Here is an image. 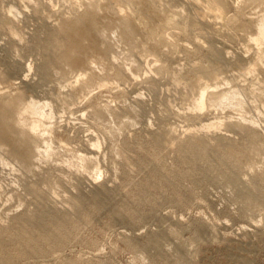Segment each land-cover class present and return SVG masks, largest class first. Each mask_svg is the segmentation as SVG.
<instances>
[{
  "label": "rangeland",
  "instance_id": "374dc122",
  "mask_svg": "<svg viewBox=\"0 0 264 264\" xmlns=\"http://www.w3.org/2000/svg\"><path fill=\"white\" fill-rule=\"evenodd\" d=\"M142 1L0 0V264H264V0H222L244 26ZM87 11L96 42L73 48ZM29 102L46 105L36 134L11 122Z\"/></svg>",
  "mask_w": 264,
  "mask_h": 264
},
{
  "label": "bare ground",
  "instance_id": "6f19581e",
  "mask_svg": "<svg viewBox=\"0 0 264 264\" xmlns=\"http://www.w3.org/2000/svg\"><path fill=\"white\" fill-rule=\"evenodd\" d=\"M124 1V3L127 5V7H129V6H133V7H135V6H141V7H146V4H145V2H143L142 0H123ZM191 1V0H190ZM203 1V0H202ZM260 1L261 0H244V3L245 4H248V3H253V4H258V3H260ZM192 2H194V1H192ZM192 2H191V4H192ZM197 3V2H196ZM200 3H202L201 1L199 2V4ZM195 4V3H194ZM196 5V4H195ZM202 5V4H201ZM191 6V5H190ZM197 6H198V4H197ZM200 6V5H199ZM203 6V7H202ZM201 7H202V10L204 11V13L202 14V15H204V14H208V15H211L212 17H213V19L215 18L216 20H217V18H222L223 20H227L226 18H225V16H226V11H227V6L224 4V2L222 1V0H204V4L202 5ZM129 8H131V7H129ZM128 8V9H129ZM199 11H200V9H198ZM201 10V11H202ZM236 11V10H235ZM120 12H122V11H120ZM200 13V12H199ZM238 13V11H236V18H231V19H228L227 20V22H228V24H230L229 22H231L232 24H233V26H235V25H240V26H244L246 23H250V22H252V21H250V20H245V19H243L239 14H237ZM86 14H87V22L84 24V25H82V26H79V25H74V26H72L70 29H72V37H71V42H72V46H73V48H77V46H79V43H80V41L78 42V40H79V38H82V40H89V41H91V42H96L95 41V39H94V36L92 35L93 34V30H94V27H95V16L92 14V13H90V12H86ZM160 14V13H159ZM162 15V14H161ZM207 15V16H208ZM118 16H119V14H118ZM121 16V15H120ZM199 16V15H198ZM210 16V17H211ZM205 17V16H204ZM234 17V16H233ZM264 17V16H263ZM175 17H173V18H171V17H168V16H165V17H159L158 16V19H159V22H160V27H165V26H169V25H176L177 24V21L178 20H176V19H174ZM228 18V17H227ZM212 20V19H211ZM220 20V19H219ZM250 21V22H249ZM213 22V21H212ZM216 22V21H215ZM254 22V21H253ZM211 23V22H210ZM205 24V23H204ZM206 25V24H205ZM172 26V27H173ZM177 26V25H176ZM232 26V25H231ZM167 28V27H166ZM214 28V27H213ZM181 29V28H180ZM157 30H159V29H157ZM201 30V29H200ZM157 32V31H156ZM131 33H134V31L131 29ZM183 33H184V31H183ZM174 34V33H173ZM161 39V38H160ZM162 42H166L165 41V39H164V37L162 38ZM91 42H90V44H91ZM93 42V43H94ZM196 44V46H195V48H196V51L200 54V52H201V46L197 43V42H195ZM250 43H251V45H252V47L254 46V48L256 47V50H257V52L258 53H260V51H261V47L264 45V18H260V20H258V22L256 23V25H255V31H254V36H252L251 37V39H250ZM250 45V46H251ZM97 45L95 44V47H96ZM247 46V45H246ZM249 46V47H250ZM247 48V47H246ZM183 49H186L185 48V46L183 47ZM254 50V49H253ZM263 51V50H262ZM212 53H209L210 55H213L214 57L213 58H215V61H217V63L218 64H222V65H226L227 64V52H224V53H221V52H217L216 53V51L214 52V51H211ZM262 53V52H261ZM263 53H264V51H263ZM262 53V54H263ZM256 54V53H255ZM261 54V55H262ZM258 57V56H257ZM263 57H264V54H263ZM262 56H261V58H263ZM245 57L244 56H239V59L241 60V61H244V62H246L245 61V59H244ZM261 60H263V59H261ZM261 60H260V58H255V61L256 62H253L254 64H252L253 66L252 67H247L246 66V68L247 69H245V66H244V71H242L243 72V75L244 76H249V75H252L256 70H258L260 67H259V63H261ZM214 61V60H213ZM264 61V60H263ZM263 61H262V63H263ZM251 63V62H250ZM248 65V64H247ZM250 66V65H249ZM162 68H164V67H162ZM161 70H163V69H161ZM243 70V69H242ZM262 70V69H261ZM264 71V70H263ZM28 72V70L27 69H25V73H27ZM240 74V73H239ZM242 74V73H241ZM240 74V75H241ZM26 76H23V78L21 79V81H23L24 82V78H25ZM132 80V79H131ZM208 87L207 86H204V87H201V88H199V95H198V103H197V110L198 111H202V109L204 108V97H205V94H206V89H207ZM235 93H232V92H230V93H221L220 95H218V94H216V97H214V101L216 100V101H218V103H220V104H223V105H228V103L230 102V101H232V100H234V98H235ZM141 98V97H140ZM141 100V99H140ZM241 105V104H240ZM18 106V107H17ZM46 105L45 104H42V105H40L39 106V104L38 103H36V102H29V103H26V104H23V105H20V104H16V103H13L12 104V106H11V108H13V109H15L16 107H17V112L15 113V118L13 119V120H11V122H12V125L14 126V127H16V128H18L19 130H27V132H29V133H33V134H36V132H39L40 130H41V128H42V120H46L47 119V116L43 113V111H42V108H44ZM14 110V111H15ZM30 117H32V118H34V119H32V120H30L31 118ZM6 121H8V120H6V118L5 117H3V116H1L0 117V130L1 131H5L7 128H6V126H5V122ZM211 127H213L212 125H210ZM209 127V126H208ZM2 140H1V138H0V146L2 145ZM10 144H12L11 142H9ZM94 147H95V145H94ZM193 147V146H192ZM191 148V147H190ZM200 150V149H199ZM198 150V151H199ZM227 150V149H226ZM94 151V150H93ZM195 151V150H194ZM205 150L203 149L202 151L200 150V157H204L205 155H206V153L204 152ZM90 152V151H89ZM183 152V151H182ZM194 153V152H193ZM197 153V152H196ZM198 154V153H197ZM196 154V155H197ZM199 156V155H198ZM230 156V155H229ZM202 157V158H203ZM83 158V157H82ZM81 158V159H82ZM87 159V158H86ZM228 173V172H227ZM206 174V173H205ZM231 175V174H230ZM234 176V175H233ZM230 177V176H229ZM229 179V182L230 183H235V182H237V178H236V176H234V177H230V178H228ZM91 181V180H90ZM228 181V180H227ZM238 181H239V179H238ZM92 182V181H91ZM253 194V193H252ZM42 215V214H41ZM41 215H40V217L38 216L37 218H38V220H37V222L38 221H44V220H42V218H41ZM42 216H44V215H42ZM35 219V218H34ZM34 219L32 220V219H29V220H24V224H26V226H28V225H31V226H33V224H34ZM60 219V218H59ZM53 221V220H52ZM57 223H59V222H57ZM24 226V225H23ZM24 228H25V226H24ZM24 228H23V231H24ZM37 231H39V233H41L40 235V238H41V240H44V241H48V242H50V241H53V243L55 244V242H59V240H62V239H59L58 237V239L59 240H57V238H56V236H52V235H50V234H48V232H46V229L45 228H42V229H36ZM61 231V230H60ZM26 233V232H25ZM56 235H58L57 233H56ZM58 236H60V235H58ZM31 238V237H30ZM157 238V237H156ZM16 240H18V242L20 243V244H23V243H25L26 241H29V239L28 238H26V237H23V236H21V235H17L16 236ZM31 240H32V238H31ZM30 240V241H31ZM156 240V239H155ZM155 240H154V242H155ZM29 241V242H30ZM31 242H33V241H31ZM50 243H52V242H50ZM52 243V244H53ZM4 242L0 239V248H2L3 246H4ZM26 244V243H25ZM28 244V243H27ZM26 244V245H27ZM33 244V243H32ZM32 244H30L29 243V245H32ZM49 244V243H48ZM60 244V243H59ZM39 245V244H38ZM3 259V258H2ZM4 262V261H3ZM10 262V261H9ZM1 263H2V261H1Z\"/></svg>",
  "mask_w": 264,
  "mask_h": 264
}]
</instances>
